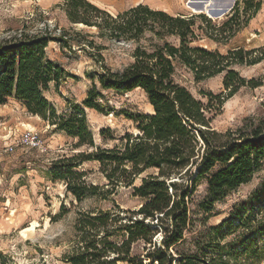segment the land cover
Listing matches in <instances>:
<instances>
[{
    "label": "trees",
    "instance_id": "trees-1",
    "mask_svg": "<svg viewBox=\"0 0 264 264\" xmlns=\"http://www.w3.org/2000/svg\"><path fill=\"white\" fill-rule=\"evenodd\" d=\"M252 2L246 0L245 12ZM258 6L256 2L253 9ZM63 8L71 23L95 28L100 37L135 43L133 60L128 65L120 70L102 66L99 86L119 93L139 88L152 107L149 113H124L133 122L135 133L126 132L115 138L102 131V138L118 139V143L112 147L96 146L88 129L85 108L102 113L110 108L107 103H101V93L95 86L88 90L81 103H70L60 114L44 95L51 82L58 85L65 76L64 69L46 54V47L54 37L21 34L0 41V105L13 97L28 112L75 138L74 149L85 147L55 160L52 178L65 180L66 189L81 201L97 194L98 186L87 183L82 179L84 171H73V168L95 161L112 188L131 187L133 195L142 199L137 211H126L127 222L111 210L79 212L75 221L77 239L65 261L69 264H116L118 261L227 264L223 253L210 245L200 253H182L175 249L184 241L187 198L204 179L207 194L201 206L208 211L214 201L250 181L264 162V111L244 128L216 131L210 126L211 113L224 98L207 92L204 93L206 103L196 99L175 80L176 67L189 70L195 81L225 72L223 85L228 90L227 96H231L252 82L240 77L232 64L255 63L260 59L248 61L244 57L253 50L239 48L222 55L199 46L197 43L203 37L215 38L213 33H204V36L196 31L197 18L206 24L212 23L202 13L172 15L138 3L112 15L88 0H64ZM236 12L219 25L214 24V33L229 32L237 18ZM146 33L150 34L148 38ZM82 35L83 29H79L71 34L63 32L56 39L63 41V46L93 45L91 41H82ZM169 37H174L177 44L168 41ZM141 40H148L149 45L141 44ZM145 171L149 173L139 185H134L135 178ZM187 175L189 183L183 185ZM233 208L232 219L245 229L250 227L256 234L264 235V214L256 220L255 227L249 224L255 218L252 212L264 209V176L247 198ZM154 219L160 222L159 226L154 227ZM161 227L164 235L156 245L153 238ZM137 241L149 245L144 255L131 254V245Z\"/></svg>",
    "mask_w": 264,
    "mask_h": 264
},
{
    "label": "rangeland",
    "instance_id": "rangeland-1",
    "mask_svg": "<svg viewBox=\"0 0 264 264\" xmlns=\"http://www.w3.org/2000/svg\"><path fill=\"white\" fill-rule=\"evenodd\" d=\"M88 1L112 15L138 3L172 15L204 14L212 23L206 24L197 18L196 31L203 35L213 33L215 38L203 37L197 44L217 50L222 55L239 48L244 51L253 50L244 57L248 61L260 59L259 61L232 64L240 77L252 82L227 96L228 90L223 85L225 72L195 81L189 70L177 66L175 80L203 103L207 102L204 93L222 95L223 103L211 113L213 119L210 126L216 131H235L262 116L264 0H253L247 12L243 10L246 0H210L212 5L208 7L209 14L191 8L201 7L207 0ZM256 2H259V6L253 9ZM63 4L64 0H0V41L21 34H45L54 37L46 47V54L64 69L65 76L58 85L50 83L49 89L44 92L45 97L60 114L70 103H81L88 90L95 86L101 93V103H107L110 110L102 113L85 108L88 129L96 146L112 147L118 143V139H104L102 131L115 138L126 132L135 133L133 122L124 113L152 111L146 96L139 88L119 93L101 89L99 86L102 66L120 70L128 65L133 60L131 53L135 43L100 37L95 28L71 23ZM234 11H237V18L230 31L214 33L213 25H219ZM79 29L84 32L81 40L91 41L93 45L71 43L63 46V41L58 40L63 32L71 34ZM149 35L146 33L147 38ZM167 39L177 44L174 37ZM153 41L157 39L154 38ZM141 44L147 46L149 41L141 40ZM27 130L39 134L41 147L24 144L22 136ZM75 141V138L56 130L54 125L38 115L28 112L13 97L0 105V262L69 264L65 261V256L74 249L77 239L75 221L79 212L111 210L120 214L127 222L129 214L126 211H137L139 208L142 199L133 195V189L124 186L112 188V184L101 173L99 164L95 161L83 162L73 168V171H84L82 179L98 186L97 194L86 196L81 201H77L66 189L65 180L52 178L55 160L85 148L74 149ZM9 146H12V150H6ZM148 173L145 171L138 175L134 185H139L142 177ZM263 176L264 162L253 173L249 182L214 201L208 211L201 206L206 198L207 184L204 179L199 181L195 191L187 198L188 221L184 241L175 249L182 253H200L210 245L223 253L227 264H264V235L256 234L250 227L245 229L235 218L232 219L235 204L245 200ZM188 177L189 175L184 177L183 185L189 183ZM253 213L255 218H250L254 219L249 223L251 227H255L256 220L264 214V209L262 212L255 209ZM152 223L154 227L160 225L155 219ZM162 229L157 228L158 232L153 238L156 245L163 238ZM148 247L142 241L134 242L131 245V254L144 255ZM116 264L126 263L118 261Z\"/></svg>",
    "mask_w": 264,
    "mask_h": 264
},
{
    "label": "built area",
    "instance_id": "built-area-1",
    "mask_svg": "<svg viewBox=\"0 0 264 264\" xmlns=\"http://www.w3.org/2000/svg\"><path fill=\"white\" fill-rule=\"evenodd\" d=\"M24 144H28L32 147H41V139L39 134L33 130H27L22 136ZM6 150H12V146L6 148Z\"/></svg>",
    "mask_w": 264,
    "mask_h": 264
},
{
    "label": "bare ground",
    "instance_id": "bare-ground-1",
    "mask_svg": "<svg viewBox=\"0 0 264 264\" xmlns=\"http://www.w3.org/2000/svg\"><path fill=\"white\" fill-rule=\"evenodd\" d=\"M210 4H211L210 0H207V1H205L203 6H201V7H191V8H192V10L205 11L207 14H209L208 7H209ZM79 25H83V24L80 23Z\"/></svg>",
    "mask_w": 264,
    "mask_h": 264
}]
</instances>
